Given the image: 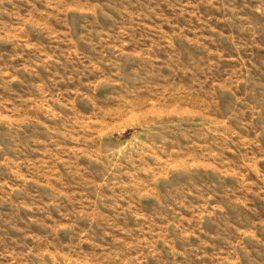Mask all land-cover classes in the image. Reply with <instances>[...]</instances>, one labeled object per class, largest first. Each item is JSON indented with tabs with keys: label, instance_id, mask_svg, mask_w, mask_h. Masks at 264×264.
<instances>
[{
	"label": "rangeland",
	"instance_id": "374dc122",
	"mask_svg": "<svg viewBox=\"0 0 264 264\" xmlns=\"http://www.w3.org/2000/svg\"><path fill=\"white\" fill-rule=\"evenodd\" d=\"M0 264H264V0H0Z\"/></svg>",
	"mask_w": 264,
	"mask_h": 264
}]
</instances>
